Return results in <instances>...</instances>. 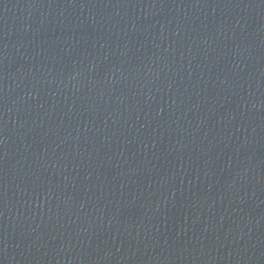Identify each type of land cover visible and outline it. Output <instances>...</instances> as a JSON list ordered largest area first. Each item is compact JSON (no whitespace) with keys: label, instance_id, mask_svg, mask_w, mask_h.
<instances>
[{"label":"water","instance_id":"water-1","mask_svg":"<svg viewBox=\"0 0 264 264\" xmlns=\"http://www.w3.org/2000/svg\"><path fill=\"white\" fill-rule=\"evenodd\" d=\"M0 264H264V23L0 171Z\"/></svg>","mask_w":264,"mask_h":264}]
</instances>
